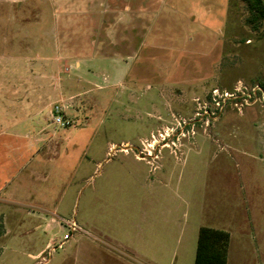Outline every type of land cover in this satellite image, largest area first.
Here are the masks:
<instances>
[{
	"label": "rangeland",
	"instance_id": "obj_1",
	"mask_svg": "<svg viewBox=\"0 0 264 264\" xmlns=\"http://www.w3.org/2000/svg\"><path fill=\"white\" fill-rule=\"evenodd\" d=\"M246 16L0 0V264H193L202 226L230 234L227 264H262L264 27Z\"/></svg>",
	"mask_w": 264,
	"mask_h": 264
},
{
	"label": "trees",
	"instance_id": "obj_2",
	"mask_svg": "<svg viewBox=\"0 0 264 264\" xmlns=\"http://www.w3.org/2000/svg\"><path fill=\"white\" fill-rule=\"evenodd\" d=\"M247 9L245 24L257 32L264 27V0H240ZM264 90V84L259 83ZM230 234L227 231L200 227L193 264H227Z\"/></svg>",
	"mask_w": 264,
	"mask_h": 264
},
{
	"label": "built area",
	"instance_id": "obj_3",
	"mask_svg": "<svg viewBox=\"0 0 264 264\" xmlns=\"http://www.w3.org/2000/svg\"><path fill=\"white\" fill-rule=\"evenodd\" d=\"M253 92H263L262 89L259 86H255L253 88ZM240 86H238L237 88L234 89V92H221L219 93V91L217 89H213L212 90V98H211V102L212 104L215 105L216 108H221L220 103L226 100H235L238 98V94L240 93ZM236 101V100H235ZM68 109V106L65 104H62L61 102L55 103L51 106L50 111H49V116L51 118V122L55 125V126H59V127H69L71 125V121L68 120L66 118V111ZM179 135H181V132H179L176 135V138L179 137ZM175 134H165V137H161V141L162 143L160 145H162L160 148H169L170 146L165 142V141H170L171 139H173L172 137H174ZM153 137V135H152ZM151 137V138H152ZM171 145H174L173 141H170ZM154 149L152 146L149 145V149L147 150V152L145 153L146 155L151 153V150Z\"/></svg>",
	"mask_w": 264,
	"mask_h": 264
},
{
	"label": "crops",
	"instance_id": "obj_4",
	"mask_svg": "<svg viewBox=\"0 0 264 264\" xmlns=\"http://www.w3.org/2000/svg\"><path fill=\"white\" fill-rule=\"evenodd\" d=\"M80 64L79 63H76V66H79ZM29 101V100H28ZM29 103V102H28ZM262 142H263V144H264V137H263V140H262ZM263 205H264V200H263ZM252 205L254 204V203H251ZM249 209L251 210V205L249 204ZM253 210V209H252ZM251 222V221H250ZM253 222V221H252ZM39 227H41V226H39ZM255 235L256 236H258V237H260V241H261V243H262V246H263V253H262V257H261V262H262V264H264V229L261 231V232H255ZM231 236H230V242H231ZM229 246H230V243H229ZM31 257H32V255H30Z\"/></svg>",
	"mask_w": 264,
	"mask_h": 264
},
{
	"label": "flooded vegetation",
	"instance_id": "obj_5",
	"mask_svg": "<svg viewBox=\"0 0 264 264\" xmlns=\"http://www.w3.org/2000/svg\"><path fill=\"white\" fill-rule=\"evenodd\" d=\"M144 151H146V152H147V149H145Z\"/></svg>",
	"mask_w": 264,
	"mask_h": 264
},
{
	"label": "bare ground",
	"instance_id": "obj_6",
	"mask_svg": "<svg viewBox=\"0 0 264 264\" xmlns=\"http://www.w3.org/2000/svg\"><path fill=\"white\" fill-rule=\"evenodd\" d=\"M149 155V154H148Z\"/></svg>",
	"mask_w": 264,
	"mask_h": 264
}]
</instances>
